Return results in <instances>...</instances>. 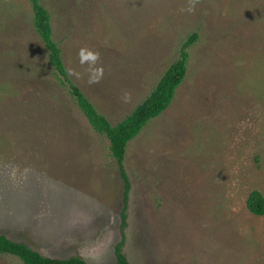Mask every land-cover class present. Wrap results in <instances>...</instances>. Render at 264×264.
I'll return each instance as SVG.
<instances>
[{"label": "rangeland", "instance_id": "374dc122", "mask_svg": "<svg viewBox=\"0 0 264 264\" xmlns=\"http://www.w3.org/2000/svg\"><path fill=\"white\" fill-rule=\"evenodd\" d=\"M42 1L71 79L112 124L199 33L171 104L126 148L129 264H264V215L246 207L252 190L264 195V0ZM32 20L27 0H0V232L115 264L117 163Z\"/></svg>", "mask_w": 264, "mask_h": 264}, {"label": "trees", "instance_id": "16d2710c", "mask_svg": "<svg viewBox=\"0 0 264 264\" xmlns=\"http://www.w3.org/2000/svg\"><path fill=\"white\" fill-rule=\"evenodd\" d=\"M33 12L35 33L43 42L48 61L55 71L56 77L66 87L77 106L88 119L91 127L106 136L109 150L115 159L119 176L123 182V206L119 213L120 239L115 246V264H129L122 251L125 243L124 230L127 225V209L130 191L129 178L125 171V153L131 139L152 118L161 115L171 104L177 87L183 82L188 72L189 49L198 40V31L188 34L181 42L177 57L167 66L149 94L138 102L133 109L119 122L112 124L105 113L101 112L82 89L74 83L66 67L60 42L53 34L52 16L42 0H27ZM247 209L256 216L264 215V195L259 190H252L246 199ZM9 254L19 259L22 264H89L78 256L60 258L49 256L32 248L28 243L11 239L0 232V255Z\"/></svg>", "mask_w": 264, "mask_h": 264}, {"label": "clouds", "instance_id": "9594fccd", "mask_svg": "<svg viewBox=\"0 0 264 264\" xmlns=\"http://www.w3.org/2000/svg\"><path fill=\"white\" fill-rule=\"evenodd\" d=\"M97 59H98V55L93 57V60H97ZM96 82H98V81L95 80V79H90L89 80V83H96Z\"/></svg>", "mask_w": 264, "mask_h": 264}, {"label": "water", "instance_id": "95a60500", "mask_svg": "<svg viewBox=\"0 0 264 264\" xmlns=\"http://www.w3.org/2000/svg\"><path fill=\"white\" fill-rule=\"evenodd\" d=\"M72 257V256H71ZM79 257V256H78ZM67 258V257H66ZM87 262V261H86Z\"/></svg>", "mask_w": 264, "mask_h": 264}, {"label": "crops", "instance_id": "0c3cea01", "mask_svg": "<svg viewBox=\"0 0 264 264\" xmlns=\"http://www.w3.org/2000/svg\"><path fill=\"white\" fill-rule=\"evenodd\" d=\"M60 258H62V257H60Z\"/></svg>", "mask_w": 264, "mask_h": 264}]
</instances>
